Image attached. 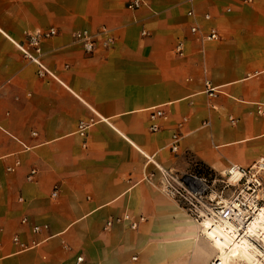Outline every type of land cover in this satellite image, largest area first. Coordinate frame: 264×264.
<instances>
[{"label":"crops","instance_id":"obj_1","mask_svg":"<svg viewBox=\"0 0 264 264\" xmlns=\"http://www.w3.org/2000/svg\"><path fill=\"white\" fill-rule=\"evenodd\" d=\"M188 8L184 0H146L137 11L121 0H0V264H76L80 256L83 264H209L218 255L201 222L158 184L163 170L183 174L194 162L222 172L264 160L256 113L264 0H197L195 19ZM194 21L216 27L220 39L202 42ZM102 27L116 37L111 47L98 35L86 54L73 40ZM50 28L57 34L42 43L45 73L20 45ZM155 107L166 113L157 132ZM80 121L90 123L85 136ZM174 132L178 151L169 147ZM125 215L140 220L137 229Z\"/></svg>","mask_w":264,"mask_h":264},{"label":"built area","instance_id":"obj_2","mask_svg":"<svg viewBox=\"0 0 264 264\" xmlns=\"http://www.w3.org/2000/svg\"><path fill=\"white\" fill-rule=\"evenodd\" d=\"M124 2L127 9L137 11L146 5V0H121ZM197 0H184L189 5L187 15L195 19L197 17L194 5ZM243 4L251 5L256 0H240ZM231 9L228 8L227 11ZM206 22L211 21L212 16L205 13L202 16ZM191 33L198 35L202 42L215 41L220 39L219 30L212 26L208 30H204L201 24L194 21L190 27ZM144 34L147 32L144 31ZM57 34L55 28H50L46 31H36L28 34L26 45H20L24 55L31 61L37 63L43 72L47 69L42 64L43 48L42 43L45 39ZM103 37V45L111 47L116 42V37L113 32L102 27L98 33L94 34L89 29H80L73 33L75 43L82 46L86 54H92L97 48V37ZM176 52L180 55L184 54L183 43L179 42L176 45ZM264 77V71L257 73ZM206 92L210 96H215L218 91L206 82ZM256 113L264 116V103H258ZM166 118V113L161 107H155L151 110L150 115V130L157 132L161 130L162 124L160 120ZM234 122L235 119H232ZM90 126L89 122L80 121L78 125V133L85 136L86 129ZM182 135L179 132H174L169 147L172 151H178ZM19 160L16 161L18 165ZM8 171H13L14 167H8ZM214 172V171H213ZM36 173V170L31 171V176ZM30 176V178H31ZM219 178V179H218ZM222 178V179H221ZM221 182L222 189H213V184ZM161 191L174 201L182 204L187 209L189 214L196 220L202 221L205 218L212 220L213 224H224L231 228L238 236H244L249 230L253 218L264 209V160L256 161L254 164L243 167L237 164H231L222 172H214L212 184L205 183L202 179H198L193 175L175 173L171 170L162 171V180L158 184ZM230 189V190H229ZM58 188L55 187L52 196H56ZM22 200V198H20ZM124 220L128 221L132 229H137L139 219L133 220L130 215H125ZM23 223H28L27 218L22 219ZM109 221L107 226H111ZM32 231L35 233L41 230V226L31 224ZM14 241H19L17 235L14 236ZM82 256L77 258L76 264H83ZM209 264H223L219 257H214Z\"/></svg>","mask_w":264,"mask_h":264},{"label":"bare ground","instance_id":"obj_3","mask_svg":"<svg viewBox=\"0 0 264 264\" xmlns=\"http://www.w3.org/2000/svg\"><path fill=\"white\" fill-rule=\"evenodd\" d=\"M201 227L203 235L217 251L216 257H219L223 264H243L244 260L256 258L257 252L264 257L263 251L254 242L264 246V209L253 218L247 234L241 237L224 224H213L209 218L201 221Z\"/></svg>","mask_w":264,"mask_h":264},{"label":"rangeland","instance_id":"obj_4","mask_svg":"<svg viewBox=\"0 0 264 264\" xmlns=\"http://www.w3.org/2000/svg\"><path fill=\"white\" fill-rule=\"evenodd\" d=\"M182 174V173H180ZM184 174H188V175H193L195 177H197L198 179H202V181H205V183L208 184H212L213 181V177H214V172L213 170H211L210 168L201 165L197 162H194V164L190 167V169L188 171H186ZM219 179V178H218ZM222 179V178H221ZM224 184H222L221 182H216L215 185L213 184V189L215 190H219L222 189ZM159 186V185H158ZM161 189V188H160ZM230 190V189H229ZM262 196H264V193H262ZM178 210L180 211V213H182L184 216L194 219L189 212L187 211V209L185 207H183L182 204L178 203ZM176 218V215H175ZM195 220V219H194ZM201 222V221H200ZM135 230V229H134ZM201 233H202V227H201ZM203 234V233H202ZM256 242L255 244L263 251L264 253V246H262L261 243ZM256 258L251 259V260H244L243 264H264V257H262L260 254H258V252L255 254Z\"/></svg>","mask_w":264,"mask_h":264}]
</instances>
